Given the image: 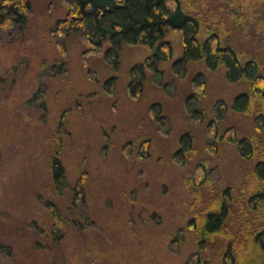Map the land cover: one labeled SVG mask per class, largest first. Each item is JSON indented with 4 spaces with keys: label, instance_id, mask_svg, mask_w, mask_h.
I'll return each instance as SVG.
<instances>
[{
    "label": "rangeland",
    "instance_id": "rangeland-1",
    "mask_svg": "<svg viewBox=\"0 0 264 264\" xmlns=\"http://www.w3.org/2000/svg\"><path fill=\"white\" fill-rule=\"evenodd\" d=\"M238 1L264 17L263 4ZM30 2L26 26L0 27V264H185L196 252L218 264L221 241L202 251L188 227L182 180L203 158L221 186L238 185L252 167L236 143L222 140L216 152L208 147L218 104L227 107L221 133L233 124L240 135L254 131L251 117L231 109L246 81H228L224 65L216 71L202 62L173 67L183 55L179 36L172 40L171 61L158 62L157 71L134 70L133 86L143 78L136 98L130 70L150 50L124 48L115 69L114 58L84 55L81 34L52 35L67 14L66 0ZM207 5L224 6L228 37L250 50L254 24L247 19L236 27L227 5ZM159 113L161 129L153 118ZM186 132L194 136L197 154L183 167L173 155ZM147 139L150 154L140 157V142ZM58 147L69 184L64 194L55 189L51 164ZM82 177L73 199L71 189ZM54 207L63 223L56 236Z\"/></svg>",
    "mask_w": 264,
    "mask_h": 264
},
{
    "label": "trees",
    "instance_id": "trees-1",
    "mask_svg": "<svg viewBox=\"0 0 264 264\" xmlns=\"http://www.w3.org/2000/svg\"><path fill=\"white\" fill-rule=\"evenodd\" d=\"M66 1L67 14L52 28V35L81 34L87 48L85 56L102 53L108 60L114 58L117 62L124 48L140 47L152 53L145 68L149 71L154 67L157 71L158 62L172 60V40L181 36L183 55L173 67L202 62L210 71H216L224 65L228 81H246L247 88L235 97L231 109L234 115L251 117L254 131L240 135L233 124L221 133L219 125L226 119L227 107L218 104L214 109L215 116L209 122L213 140L208 147L216 152V145L222 140L236 143L241 157L251 162L252 167L238 185L221 186L215 168L203 158L184 175L182 186L191 214L188 227L196 234L197 245L202 251L209 245L215 246L219 239L218 264H264V17L257 16L255 8L246 2L216 0L227 5L225 9L234 26L242 27L247 19L254 24L253 39L259 48H255L254 43L250 50H245L228 37L229 31L221 20L224 6L218 8L221 11L210 5L204 9L206 0ZM255 1L264 5V0ZM30 11V0H0V27L9 30L26 26ZM61 66H64L63 61L55 70L61 72ZM139 70L143 74L144 69ZM138 80L135 86V81L130 84L136 98L143 87V78ZM160 116L159 113L157 119L161 121ZM59 147L51 164L55 171V189L62 188L64 194L69 185ZM196 154L194 136L190 132L182 134L181 147L174 153L173 160L184 167ZM79 190L80 185L71 189L73 197ZM53 214V234L56 236L63 223L57 218L60 214L55 207ZM185 264L215 263L196 252Z\"/></svg>",
    "mask_w": 264,
    "mask_h": 264
},
{
    "label": "flooded vegetation",
    "instance_id": "flooded-vegetation-1",
    "mask_svg": "<svg viewBox=\"0 0 264 264\" xmlns=\"http://www.w3.org/2000/svg\"><path fill=\"white\" fill-rule=\"evenodd\" d=\"M147 60H148V57L146 58V60L144 61V63H142V64H138V65H136L134 68H132L131 70H130V73H132L131 74V82H130V84H132V82L133 81H135L134 79H133V73H134V70L136 69V68H138L137 70H139V68H142V69H144L145 67H146V62H147ZM114 64H117L116 66H115V69H117L118 68V64H119V59H118V61L116 62H114ZM150 69V68H149ZM148 71V70H147ZM139 81V80H138ZM142 83H143V81H142ZM152 113H153V111H151ZM154 118V120L156 121V123L159 125L158 127H159V129H161L162 127H163V125H160V123L161 122H159L160 120H158L157 119V116L156 117H153ZM159 119H161V116H160V118ZM148 140V139H147ZM150 142L152 143V141H151V139H150ZM179 142H180V146H179V148L177 149V150H179L180 149V147H181V137H180V139H179ZM130 143H132V141L130 142ZM151 143H149L150 144V146H149V148H148V150H147V146L149 145L148 143H147V141L146 140H141V142H140V146H139V148H138V155L140 156V157H146L147 156V153H149L150 154V152H148V151H150V147H151ZM131 151V150H130ZM132 152V151H131ZM68 181V180H67ZM83 184H84V177H82V178H80L79 180H78V182H77V184H76V186L75 187H77V186H79L80 185V190L82 189V186H83ZM69 185V184H68ZM73 189V188H72ZM80 190H79V193L77 192V196H75L74 195V197H73V199L74 198H78L79 197V194H80ZM73 195V194H72Z\"/></svg>",
    "mask_w": 264,
    "mask_h": 264
}]
</instances>
